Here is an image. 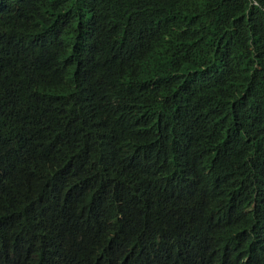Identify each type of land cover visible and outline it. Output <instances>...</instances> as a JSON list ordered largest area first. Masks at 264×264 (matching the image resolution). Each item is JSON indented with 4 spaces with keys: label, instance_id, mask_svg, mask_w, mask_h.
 I'll return each mask as SVG.
<instances>
[{
    "label": "trees",
    "instance_id": "obj_1",
    "mask_svg": "<svg viewBox=\"0 0 264 264\" xmlns=\"http://www.w3.org/2000/svg\"><path fill=\"white\" fill-rule=\"evenodd\" d=\"M67 1L0 0V264H249L264 0ZM220 128L248 231L183 181Z\"/></svg>",
    "mask_w": 264,
    "mask_h": 264
},
{
    "label": "clouds",
    "instance_id": "obj_2",
    "mask_svg": "<svg viewBox=\"0 0 264 264\" xmlns=\"http://www.w3.org/2000/svg\"><path fill=\"white\" fill-rule=\"evenodd\" d=\"M75 6V0H68L60 5L58 11L62 12L64 17H70L75 11ZM221 132L222 128H220L209 144L210 150L216 153L221 162V168L216 172L207 171L204 173L197 171L195 175H185L183 181L186 184L196 185V191L208 187L213 180L218 181L216 198L221 228L224 231H248L253 228L258 205L251 197L249 188L246 185L225 179V176L236 168L240 155L235 151H221L220 146L224 143ZM255 134L257 148L256 185L264 188V105L256 113ZM256 200L258 203L264 204V194L262 198L257 197ZM200 203L208 208L206 203L201 201ZM169 227L173 231L186 232L191 225L186 228L174 227V225H169ZM256 241L257 244L250 263L264 264V231ZM83 262L87 264H102L100 261L90 259Z\"/></svg>",
    "mask_w": 264,
    "mask_h": 264
}]
</instances>
